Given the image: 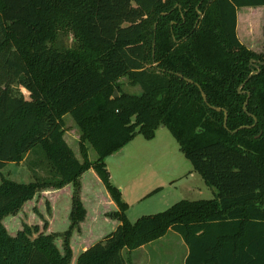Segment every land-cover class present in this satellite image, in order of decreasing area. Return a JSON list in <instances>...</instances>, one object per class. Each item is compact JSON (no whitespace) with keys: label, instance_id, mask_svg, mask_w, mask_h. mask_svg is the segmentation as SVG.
Listing matches in <instances>:
<instances>
[{"label":"trees","instance_id":"1","mask_svg":"<svg viewBox=\"0 0 264 264\" xmlns=\"http://www.w3.org/2000/svg\"><path fill=\"white\" fill-rule=\"evenodd\" d=\"M261 6L264 0H0V264H72L71 237L87 215L80 180L90 169L117 204L111 216L120 224L75 264H130L132 251L170 230L188 246L185 264H264V27L261 52L237 34L238 10ZM62 35L73 36L72 46L58 45ZM123 77L142 92H124ZM67 115L80 130L81 158L65 138ZM161 126L215 197L182 199L131 223L106 158L137 134L154 139ZM38 145L46 175L30 160L34 181L4 176ZM69 184L66 231L46 233L45 222L44 230L26 223L8 232L5 217Z\"/></svg>","mask_w":264,"mask_h":264},{"label":"rangeland","instance_id":"2","mask_svg":"<svg viewBox=\"0 0 264 264\" xmlns=\"http://www.w3.org/2000/svg\"><path fill=\"white\" fill-rule=\"evenodd\" d=\"M238 15L242 20V23L241 21L239 23V39L246 47L261 52L264 6L240 8ZM73 41V36L62 35L58 45L72 46ZM120 82L123 84L124 92L131 94L142 92L141 87L132 85L127 77L121 78ZM23 91L27 94L25 90ZM119 96L118 92L117 97ZM65 121L66 138L79 152V127L70 115L65 116ZM157 131L156 137L151 140L146 139L142 134H137L123 149L106 158L112 183L121 192L122 189L118 185L124 187L122 195L129 205L127 216L131 223H135L142 216L163 212L182 199L198 200L215 197L216 189L207 186L201 175L194 171L192 162L181 151L170 131L162 126ZM35 151L37 152L31 153L22 163H9L3 169L4 176L18 182L34 181V172L28 167L30 160L40 161L41 168L37 173L39 176L46 175L47 166L41 159L44 153L39 145L36 146ZM89 157L91 160L98 158L97 152L92 147ZM197 188H202L204 192L198 193ZM57 190L51 188L41 191L34 199L28 201L19 213L5 217L3 224L8 232L15 235L26 223L39 225L44 230L45 222H47V229L44 230L46 233L66 231L71 224L72 206L69 207L70 198L66 193ZM88 208L92 212V206L89 205ZM113 212L115 211L106 208L94 218L90 217L87 220L85 218L73 232L72 249L74 246L76 251H80L94 241L103 239L113 229V223L117 220L111 216ZM181 239L179 233L170 230L166 236L152 242L146 248L135 250L132 261L134 264H142L150 253L155 255L154 253L160 252L164 256L158 259L163 262L162 264H182L188 246L184 241L180 242ZM56 244L62 249L61 237L56 240ZM75 260L73 258L72 264H75Z\"/></svg>","mask_w":264,"mask_h":264},{"label":"crops","instance_id":"3","mask_svg":"<svg viewBox=\"0 0 264 264\" xmlns=\"http://www.w3.org/2000/svg\"><path fill=\"white\" fill-rule=\"evenodd\" d=\"M253 8H256V7H253ZM237 17H238L237 18V34H238V32H239V23H240V17L238 15V13H237ZM238 37H239V35H238ZM162 127L164 128V126H162ZM156 133H158V131ZM65 138H66V135H65ZM66 140H67V138H66ZM68 143L70 144L69 141H68ZM71 147H72V145H71ZM73 150L75 151V153L78 156V158H81L80 157V153L78 151H76L75 148H73ZM89 156H90V148H89ZM81 182H82L81 197H82V201H83V203H84V205H85V207H86V209L88 211L87 216H86V220L88 218H90V217L91 218L96 217L99 212H102V209L108 208V209H110L112 211L118 210L117 204L113 201V199L111 198L109 192L107 191V189L103 185L102 181L98 177L97 173L93 169L88 170L87 172H85L82 175ZM118 186L122 189V192H123L124 187L122 185H118ZM197 189H198V193L204 192L202 190V188H197ZM57 191L60 192V193H64V192L66 193V195L70 198V206L69 207H71L72 206L73 185L69 184V185L65 186L64 188H62V189H58ZM57 191H54V192H57ZM89 205L92 206V212L88 208ZM119 224H120V222L118 220H115L114 223H113V229H111L106 235H108L112 231L116 230V228L118 227ZM52 233H54V232H52ZM85 239H87V237H85ZM182 239H181L180 242L184 241ZM101 240L102 239H98V240L94 241L92 244H89L88 246L83 247V249L80 250V251H76L75 247L73 246V250H74L73 251L74 252L73 258L77 260L78 256L82 252L87 250L94 243H96L98 241H101ZM151 243H149V244H151ZM146 247H147V245L146 246H142V247H140V248H138L136 250H140V249H143V248H146ZM134 251L131 252V263L130 264H134V262L132 261V256L134 254ZM188 252H189V249L186 251V253H185L184 257H183L182 264H185V260H186V257L188 255ZM154 254L155 255L150 253V255L148 257H146V260L142 261V264H162L163 262L159 261L158 259L164 258L163 253L158 252V253H154ZM76 260L74 261L75 263H76Z\"/></svg>","mask_w":264,"mask_h":264},{"label":"water","instance_id":"4","mask_svg":"<svg viewBox=\"0 0 264 264\" xmlns=\"http://www.w3.org/2000/svg\"><path fill=\"white\" fill-rule=\"evenodd\" d=\"M252 62H254V60H252ZM253 74H255V72H253L252 73V75ZM204 95V98L206 99V95L205 94H203ZM118 96V92L116 91L115 92V97H117ZM245 107H246V105H245ZM218 110H220V108H217ZM227 118H228V113L226 112V114H225V125H226V123H227Z\"/></svg>","mask_w":264,"mask_h":264}]
</instances>
